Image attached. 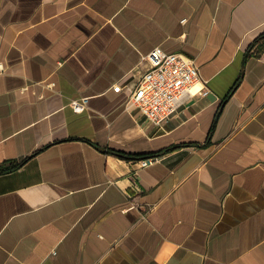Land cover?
Wrapping results in <instances>:
<instances>
[{"label": "crops", "instance_id": "1", "mask_svg": "<svg viewBox=\"0 0 264 264\" xmlns=\"http://www.w3.org/2000/svg\"><path fill=\"white\" fill-rule=\"evenodd\" d=\"M262 33L264 0H0V264H264ZM157 47L209 91L160 125L128 105Z\"/></svg>", "mask_w": 264, "mask_h": 264}, {"label": "built area", "instance_id": "2", "mask_svg": "<svg viewBox=\"0 0 264 264\" xmlns=\"http://www.w3.org/2000/svg\"><path fill=\"white\" fill-rule=\"evenodd\" d=\"M149 67L144 71L137 84L129 89L128 105L138 109L154 125H160L172 119L180 108L198 94L207 95L204 90L199 68L194 59L183 53H167L160 47L144 57ZM114 91L120 93L123 87L118 85ZM88 104L83 98L72 103L76 112H81ZM153 158L141 161L148 166Z\"/></svg>", "mask_w": 264, "mask_h": 264}, {"label": "trees", "instance_id": "3", "mask_svg": "<svg viewBox=\"0 0 264 264\" xmlns=\"http://www.w3.org/2000/svg\"><path fill=\"white\" fill-rule=\"evenodd\" d=\"M264 40V33H262L253 43L252 45L246 50L245 56H244V62L248 59V57H250L251 51H253V48L255 46H257V50L255 55L259 56L261 55V53L264 52V46L260 45L261 41ZM231 94H229L228 96H226V98L224 99V101L221 103L216 115H215V119L214 122L212 124V128H211V132L214 130L216 123L218 121L219 116L221 115V112L223 110V107L225 105V103L227 102L228 98L230 97ZM188 144L183 143V144H178V145H174L171 146L165 150L156 152V153H151V154H129L127 152L124 151H119V150H108L109 153L114 154L122 159H126V160H139V159H149V158H153L156 159L166 153H169L171 151H174L176 149H180L183 148L185 146H187ZM25 163V161L21 162V163H12L9 166H2L0 167V175L2 174H7L13 171H16L17 169H19L23 164Z\"/></svg>", "mask_w": 264, "mask_h": 264}]
</instances>
